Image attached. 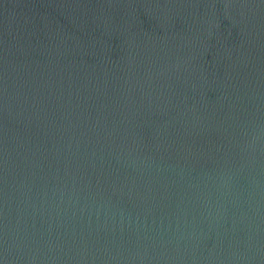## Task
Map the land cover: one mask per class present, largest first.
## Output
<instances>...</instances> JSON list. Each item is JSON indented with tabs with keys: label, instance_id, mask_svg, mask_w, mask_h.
<instances>
[{
	"label": "water",
	"instance_id": "95a60500",
	"mask_svg": "<svg viewBox=\"0 0 264 264\" xmlns=\"http://www.w3.org/2000/svg\"><path fill=\"white\" fill-rule=\"evenodd\" d=\"M0 264H264V0H0Z\"/></svg>",
	"mask_w": 264,
	"mask_h": 264
}]
</instances>
